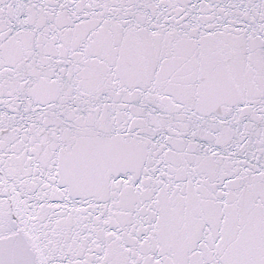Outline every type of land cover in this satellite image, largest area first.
I'll return each mask as SVG.
<instances>
[{
	"label": "snow or ice",
	"instance_id": "obj_1",
	"mask_svg": "<svg viewBox=\"0 0 264 264\" xmlns=\"http://www.w3.org/2000/svg\"><path fill=\"white\" fill-rule=\"evenodd\" d=\"M0 264H264V0H0Z\"/></svg>",
	"mask_w": 264,
	"mask_h": 264
}]
</instances>
